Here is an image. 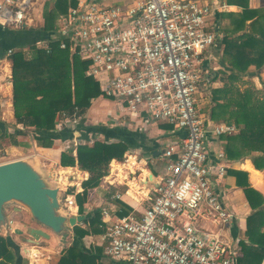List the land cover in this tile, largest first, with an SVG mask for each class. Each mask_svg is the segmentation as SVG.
<instances>
[{"label": "built area", "instance_id": "2783aa9c", "mask_svg": "<svg viewBox=\"0 0 264 264\" xmlns=\"http://www.w3.org/2000/svg\"><path fill=\"white\" fill-rule=\"evenodd\" d=\"M31 6L32 0H0V27H22ZM210 13L203 0H77L59 17L51 38L37 44L49 49L47 42L57 40L88 62L86 75L99 83L102 95L147 121L183 131L162 149L165 175L145 196L144 211L107 227L104 252L115 261L238 264V240L228 232L233 215L218 189L227 173L225 153L208 149L209 135H230L237 128L209 124L199 107L208 72L205 53L215 43ZM139 162L128 153L120 164L134 173Z\"/></svg>", "mask_w": 264, "mask_h": 264}, {"label": "crops", "instance_id": "0c3cea01", "mask_svg": "<svg viewBox=\"0 0 264 264\" xmlns=\"http://www.w3.org/2000/svg\"><path fill=\"white\" fill-rule=\"evenodd\" d=\"M103 1L111 3L114 0ZM203 1L209 3L211 7L207 25L215 34V43L205 53L208 72L199 104L204 98L212 102L213 89L222 87L225 74L232 70L228 54L224 53L225 39L243 32L260 38V33L264 32V0H247L246 9L236 0ZM51 3L52 0H32L33 10L28 13L22 27H0V162L30 158L45 175L53 172L54 176L49 179L50 182L60 185L57 187L64 200L73 199L72 205H64L67 214L74 217L82 215L83 219L75 225L84 228L87 233L82 237L75 236L73 229L75 225L66 235L54 233L39 226L25 207L10 203L5 207L6 229L0 230V235L9 240V245L16 254V264H57L70 245L76 246L82 254V258L78 259L76 264H124L105 254L106 229L118 217L130 212L138 215L144 211L147 206L145 196L152 192L157 181L165 175L166 159L162 156V149L166 144L178 141L183 131L175 130L167 123L147 121L142 115L123 108L114 98L101 94L91 99L90 106L82 116L77 118L61 116L62 122L58 126L70 127L72 139H55L50 147L39 146L34 138L33 128L18 123L14 116L12 62L6 51L13 48L28 52L29 45L42 34L44 7ZM53 31L46 35L47 39L51 38ZM44 39L39 37L34 43L37 45ZM247 71L242 77L243 80H247L257 89L261 88L264 85V64L260 68L252 64ZM201 115L209 124L225 122L210 115L202 113ZM80 124L92 129L87 131L91 140L92 137L104 139L105 133L113 141L118 140L117 136L124 138L129 145L124 156L135 153L140 162L137 165L139 169L133 173L122 170L120 163L123 158L112 159L99 184L87 190L83 210L79 212L77 195L83 191L82 183L89 177V172L79 169L77 165L61 166L60 154L72 145L71 141L81 140V130L77 129V125ZM97 127H101L100 132ZM237 132L238 128L232 134ZM222 136L209 135L208 149L211 154L219 150L224 151L225 140ZM224 162L227 165V173L219 180L218 189L233 215L228 232L238 241H247L246 218L253 214L254 210L248 205L242 188L236 184V176L230 171L246 172L249 185L261 192L264 198V159L257 157L256 152L235 159H228L225 154ZM39 227L48 233V238L31 235V229ZM19 229L22 233L17 235L16 231ZM30 249L35 250L34 255L30 253ZM261 264H264V258Z\"/></svg>", "mask_w": 264, "mask_h": 264}, {"label": "trees", "instance_id": "16d2710c", "mask_svg": "<svg viewBox=\"0 0 264 264\" xmlns=\"http://www.w3.org/2000/svg\"><path fill=\"white\" fill-rule=\"evenodd\" d=\"M230 1V0H227ZM248 8L247 0H236ZM77 0H52L44 7L43 31L34 40L45 38L55 29L57 17L65 14ZM260 38L243 32L225 39L224 53L232 70L225 74L224 85L212 91V118L233 123L238 132L223 135L224 152L228 159L240 158L252 152L264 159V85L257 89L243 76L250 65L260 68L264 64V32ZM31 43L28 52L16 49L10 55L12 62V86L14 116L18 123L32 127L34 138L41 147H50L55 139H72L70 127L57 128V118L63 113L70 118L82 116L91 99L100 96L97 81L85 71L88 62L67 49H61L57 40L48 41L49 49ZM240 81V82H238ZM241 85H247L243 89ZM98 132H100L97 127ZM81 140L61 151L60 165L75 166L89 172L83 181V191L77 195L79 212L83 210L87 190L99 184L112 159L121 160L129 149L127 141L117 136L110 140L88 137L87 126L77 125ZM84 142H83V141ZM91 142V143H89ZM75 151V153H74ZM236 176V184L243 190L253 214L246 218L247 241H238V264H261L264 258V198L252 188L244 171H230ZM75 236L82 237L87 230L74 226ZM82 254L70 245L57 264H76ZM0 264H16V254L7 237L0 235Z\"/></svg>", "mask_w": 264, "mask_h": 264}, {"label": "water", "instance_id": "95a60500", "mask_svg": "<svg viewBox=\"0 0 264 264\" xmlns=\"http://www.w3.org/2000/svg\"><path fill=\"white\" fill-rule=\"evenodd\" d=\"M53 176L45 175L30 158L0 162V230L6 229L5 207L10 203L25 207L39 226L58 234H68L83 219L67 214L61 191L49 180ZM42 228H32L31 235L48 238Z\"/></svg>", "mask_w": 264, "mask_h": 264}, {"label": "rangeland", "instance_id": "374dc122", "mask_svg": "<svg viewBox=\"0 0 264 264\" xmlns=\"http://www.w3.org/2000/svg\"><path fill=\"white\" fill-rule=\"evenodd\" d=\"M124 0H114L113 2L114 3H117V4H120V3H122ZM31 10H33V7L29 10V12H31ZM32 14V13H31ZM58 20H59V17L58 18H56V24H57V22H58ZM55 27H56V25H55ZM247 85H241L240 86V88L241 89H243L244 87H246ZM262 88V87H261ZM260 89V88H259ZM203 99V98H202ZM212 105H213V103L211 102V101H207V100H205V98L203 99V100H201V102H200V104H199V106H200V110H201V113L202 114H205V115H207V116H209L210 115V108L212 107ZM115 113H117L116 111H114ZM62 116V115H61ZM61 116H59L58 118H57V124H56V126H57V128H59V126L58 125H61V119H62V117ZM211 116V115H210ZM59 121H60V124H59ZM99 140H102V139H100V138H98ZM76 141V142H75ZM80 140L79 139H77V140H74V141H71L72 143H70V144H74V142L75 143H77V142H79ZM53 143H54V141H53ZM49 152H46V154H48ZM56 186H58V187H60V185L59 184H55ZM63 204L65 205L66 204V201L63 199ZM67 205V204H66ZM228 208V207H227ZM228 210H230L229 208H228ZM16 233H17V235H20L21 233H22V231L19 229V230H17L16 231ZM39 235H34V237H38ZM10 243H13V242H10ZM55 246H57V244L55 243Z\"/></svg>", "mask_w": 264, "mask_h": 264}, {"label": "bare ground", "instance_id": "6f19581e", "mask_svg": "<svg viewBox=\"0 0 264 264\" xmlns=\"http://www.w3.org/2000/svg\"><path fill=\"white\" fill-rule=\"evenodd\" d=\"M71 170V169H70ZM76 171V170H75ZM69 172V171H68ZM65 173V172H64ZM62 177V176H61ZM33 249V248H32ZM32 249H30V253L32 254V255H34V253H35V250H32ZM27 252H28V250H27ZM34 257V256H33Z\"/></svg>", "mask_w": 264, "mask_h": 264}]
</instances>
